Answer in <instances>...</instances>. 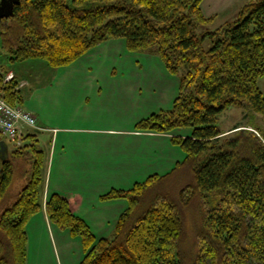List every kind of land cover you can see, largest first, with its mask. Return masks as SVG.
<instances>
[{"label":"trees","instance_id":"1","mask_svg":"<svg viewBox=\"0 0 264 264\" xmlns=\"http://www.w3.org/2000/svg\"><path fill=\"white\" fill-rule=\"evenodd\" d=\"M202 0H21L0 21L1 48L11 62L45 59L54 68L79 59L112 38L125 39L130 50L158 51L171 72L181 66L180 91L168 111L155 112L137 129L172 133L187 152L194 180L180 198L150 196L164 176L154 174L131 189L112 188L102 200L129 198L113 238H97L77 216L69 200L52 193L46 202L51 222L80 235L85 251L79 264H264V133L255 126L223 131L220 114L232 106L264 117V0L246 3L239 18L211 31ZM212 42L210 48L206 40ZM0 91L12 105H23L16 77ZM0 154V264H28L31 218L43 208L48 159L36 135L22 144L6 140ZM202 158L201 161L199 159ZM218 197L209 206V194ZM197 202L199 227L193 249L184 245V209Z\"/></svg>","mask_w":264,"mask_h":264},{"label":"rangeland","instance_id":"2","mask_svg":"<svg viewBox=\"0 0 264 264\" xmlns=\"http://www.w3.org/2000/svg\"><path fill=\"white\" fill-rule=\"evenodd\" d=\"M251 1L253 0H202L200 7L203 14L211 19L202 28L215 31L227 23H234L239 18L243 6ZM211 45L212 42L207 39L205 46L210 48ZM0 62V69L2 66L4 70H8V68L16 70L18 80L21 81L24 78L27 81L28 85H25L22 90L24 101L31 100V105L37 107L39 109L37 111L43 116H45L47 105L63 104L62 94L57 91L52 92L56 86L90 88L97 85H113V129L120 130L129 129L130 123L134 120L138 123L155 112L170 110L179 94L181 78L187 72L184 66H181L177 73L171 72L158 51L152 49L130 50L123 38L107 40L91 48L71 64L58 68L50 66L42 58L13 63L9 60L6 51L1 48L0 42ZM258 85L264 93V77L258 80ZM66 95L69 97L67 102L69 106L74 105L79 108L85 103L72 100L73 93ZM137 123H134V128L137 127ZM238 124L246 126L239 129L252 131H257L255 126H258L264 133V117L250 109L234 105L219 116L218 125L222 130L230 129ZM173 131L175 134L170 137L168 143L157 142L160 153L157 154L155 161L159 167L151 165L144 168L148 169L145 172H130V174L124 173L116 164H113V188L131 189L137 182L143 183L157 173L164 178L155 182L149 189L150 196L168 194L178 200L181 190L194 180V176L187 164L178 166L179 163L186 162L187 152L180 144L173 142L172 137H188L192 130L177 128ZM43 140L38 147L46 152L48 148ZM22 141H16L15 144L19 146ZM151 149L153 148L151 147ZM58 159L59 157H56L54 160L51 182L59 181L56 175ZM98 159V163L103 164L100 162L103 158ZM91 160H95V157L75 158L74 161H67L65 164L68 167L66 173L69 172V174L65 181L71 185L90 186L92 182L88 173L89 166L86 164H91ZM201 160L202 158L199 159V161ZM84 166H86L85 171L83 170ZM95 167L97 170L101 168L98 164ZM97 174L95 176L102 182L107 180L106 173ZM104 191H106L105 188ZM208 194V199H210L208 205H215L218 197L216 194ZM91 199L87 195V201L89 202ZM118 199H124L125 203L124 206L123 202L113 205V208L117 209L113 210V215L107 213L102 217L97 214L96 217L89 220L97 238L114 237L118 219L130 203L129 198ZM95 202L93 205L98 204ZM197 206V202L194 201L184 209V245L186 248L188 247V251L193 249L194 238L199 227ZM97 209H99V205H96L95 210L97 211ZM27 230L29 235L28 264H79L83 260L85 251L81 236L73 235L69 229L59 227L49 218L47 220L42 213H37L31 218Z\"/></svg>","mask_w":264,"mask_h":264},{"label":"crops","instance_id":"3","mask_svg":"<svg viewBox=\"0 0 264 264\" xmlns=\"http://www.w3.org/2000/svg\"><path fill=\"white\" fill-rule=\"evenodd\" d=\"M7 71H13L17 81H19L16 70L8 68ZM25 85L28 83L23 78L19 81L18 88L23 90ZM56 91L62 94L63 104L47 105L45 116L37 111L39 110L37 107L31 105V100L23 103V107L37 117L40 127L39 129L26 127L24 136L36 135L38 145L44 139L43 142L47 144L48 148L46 152L44 151L48 159V168L43 208L39 213H42L43 217L48 220L46 202L52 193H59L69 200L73 212L84 219L92 229L89 221L91 218L96 217L97 214L102 217L107 213L113 215V210H117L113 208V205H118L117 202H123L124 206L125 203L124 199L102 200L100 198L105 192L107 193V190L113 188V164H116L124 173L145 172L148 169L144 168L151 165L159 167L155 161L157 154L160 153L157 142L168 143L175 132L170 134L139 130L134 128V123H137L136 120L130 123L132 128L113 129V85H97L90 88L56 86L52 92ZM71 93H73L72 100L85 103L79 108L74 107V105L69 106L67 104L69 97L66 94L71 95ZM236 127L246 126L238 124L223 131L229 133ZM56 157H59L58 167H56V175L59 181L51 182ZM85 157H95V160L90 161L91 164H86L89 166L88 173L92 184L88 187L68 184L65 181L69 174V172L66 173L68 168L65 166L66 162L74 161L75 158L84 159ZM116 157L117 160H115ZM98 158H103L100 160L103 164L98 163ZM96 164L101 166L100 170L96 169ZM86 166L83 167L84 171ZM100 172L107 174L106 181L102 182L100 178L96 177L97 173ZM87 195L92 198L89 202ZM94 202L99 205L97 211L95 210L96 205H93Z\"/></svg>","mask_w":264,"mask_h":264},{"label":"built area","instance_id":"4","mask_svg":"<svg viewBox=\"0 0 264 264\" xmlns=\"http://www.w3.org/2000/svg\"><path fill=\"white\" fill-rule=\"evenodd\" d=\"M14 78V72L9 71L4 81L8 82ZM26 127L39 129L37 117L22 105L10 104L0 91V135L13 142L20 141L24 138Z\"/></svg>","mask_w":264,"mask_h":264},{"label":"water","instance_id":"5","mask_svg":"<svg viewBox=\"0 0 264 264\" xmlns=\"http://www.w3.org/2000/svg\"><path fill=\"white\" fill-rule=\"evenodd\" d=\"M21 0H0V21L13 15L14 7ZM8 153V144L5 140L0 141V154L4 158Z\"/></svg>","mask_w":264,"mask_h":264}]
</instances>
